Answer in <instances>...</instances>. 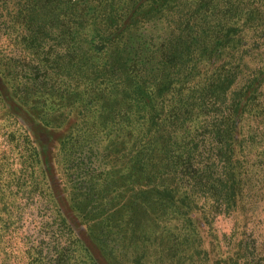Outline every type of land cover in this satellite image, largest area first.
Returning <instances> with one entry per match:
<instances>
[{
	"label": "trees",
	"instance_id": "obj_1",
	"mask_svg": "<svg viewBox=\"0 0 264 264\" xmlns=\"http://www.w3.org/2000/svg\"><path fill=\"white\" fill-rule=\"evenodd\" d=\"M198 261L264 264V0H0V264Z\"/></svg>",
	"mask_w": 264,
	"mask_h": 264
},
{
	"label": "rangeland",
	"instance_id": "obj_2",
	"mask_svg": "<svg viewBox=\"0 0 264 264\" xmlns=\"http://www.w3.org/2000/svg\"><path fill=\"white\" fill-rule=\"evenodd\" d=\"M97 49V48H96ZM98 52V51H97ZM99 53V52H98ZM31 120V117H27L23 115L22 120L19 121V123H14L10 127L11 132L13 131V134L8 138L9 145L11 146L14 151H20V148H17L16 145L21 146L23 143L22 137H20V141H17L18 135L26 134V131H30L31 126L29 125ZM70 123L64 125L60 129L53 128L51 129V133H53L52 142L50 143V153L54 152L58 147L60 146V143L62 142L63 137L70 131ZM31 124V123H30ZM32 125V124H31ZM9 127V126H8ZM45 138V136L43 137ZM92 143H94L95 147L98 149H102L107 145V141L105 140V137L103 135H99V142L102 146L95 144L94 140H91ZM113 140H111L112 142ZM69 158V155H68ZM77 178H82V175H74L72 178V184L70 187L72 188V195L74 198H76L77 201H80L81 206L83 207L84 213H86L87 217L90 219L92 226L98 225L100 218L103 214L108 213L109 209L108 206L104 209V205L101 203H98V200H100V197L103 193H99L98 189L92 188L89 184H79L77 183ZM78 185L79 188H76ZM128 204L132 205L131 201L128 199ZM137 209L136 206L129 207V212L134 213V211ZM168 219L165 221L167 222ZM169 222V221H168ZM216 225L218 226V233L221 235L222 233H228L229 228V221L225 217H218L216 221ZM106 241H108L112 246H114L115 249H125L128 246V238L124 235H122L121 232L116 233H110L108 238H105ZM196 257H197V253ZM201 256V253H200ZM199 257V256H198ZM196 264H203V262L198 261Z\"/></svg>",
	"mask_w": 264,
	"mask_h": 264
}]
</instances>
